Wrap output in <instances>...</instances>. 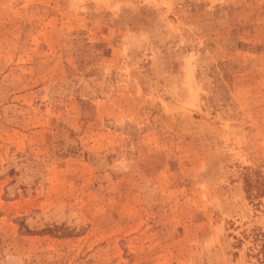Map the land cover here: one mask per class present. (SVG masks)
Wrapping results in <instances>:
<instances>
[{"label":"rangeland","instance_id":"obj_1","mask_svg":"<svg viewBox=\"0 0 264 264\" xmlns=\"http://www.w3.org/2000/svg\"><path fill=\"white\" fill-rule=\"evenodd\" d=\"M255 233L264 0H0V264H264Z\"/></svg>","mask_w":264,"mask_h":264},{"label":"trees","instance_id":"obj_2","mask_svg":"<svg viewBox=\"0 0 264 264\" xmlns=\"http://www.w3.org/2000/svg\"><path fill=\"white\" fill-rule=\"evenodd\" d=\"M251 185L247 184L248 192H251L250 190ZM250 195V193H249ZM253 242L255 249H257L255 257H257L260 261H264V234L263 233H255L253 234ZM253 248V250H255Z\"/></svg>","mask_w":264,"mask_h":264}]
</instances>
